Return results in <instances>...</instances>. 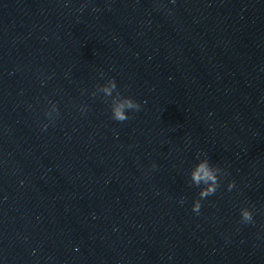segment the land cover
Here are the masks:
<instances>
[{"label": "water", "instance_id": "1", "mask_svg": "<svg viewBox=\"0 0 264 264\" xmlns=\"http://www.w3.org/2000/svg\"><path fill=\"white\" fill-rule=\"evenodd\" d=\"M0 264H264V0H0Z\"/></svg>", "mask_w": 264, "mask_h": 264}, {"label": "clouds", "instance_id": "2", "mask_svg": "<svg viewBox=\"0 0 264 264\" xmlns=\"http://www.w3.org/2000/svg\"><path fill=\"white\" fill-rule=\"evenodd\" d=\"M101 91L106 97H111V111L112 118L119 122H124L129 119V110H139L140 103L129 96L121 95L117 89L115 79H109L108 83L102 86ZM115 93V94H114ZM46 127V126H45ZM222 169L210 163L207 156L203 159H199L198 163L192 168L190 172V182L197 187H200L199 199H196L193 203V211L199 213L201 208V199L215 194L220 185V175ZM235 186L234 181H229L228 189L231 190ZM241 219L245 223L252 222V211L247 208H241Z\"/></svg>", "mask_w": 264, "mask_h": 264}]
</instances>
